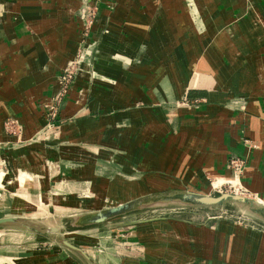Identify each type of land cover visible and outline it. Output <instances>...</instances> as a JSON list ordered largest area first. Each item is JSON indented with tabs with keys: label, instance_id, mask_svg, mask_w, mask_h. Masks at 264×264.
Instances as JSON below:
<instances>
[{
	"label": "crops",
	"instance_id": "0c3cea01",
	"mask_svg": "<svg viewBox=\"0 0 264 264\" xmlns=\"http://www.w3.org/2000/svg\"><path fill=\"white\" fill-rule=\"evenodd\" d=\"M0 1V165L8 164L14 167L9 176L0 172V176L5 177L3 182H10V187L0 191V196L9 192L11 200L23 197L28 204L26 208L33 206L39 211L75 210L71 213H60L63 219H67L81 215L82 212L99 210L94 206L102 197L93 200V193L209 194L205 191L209 178H230L228 168L230 159L233 158L245 161L243 183L251 193L260 195L264 200V86L255 92L258 90L256 82L262 84L264 79V0H143L144 4L140 6L133 4L135 0H116L114 11L108 8L112 0H106L101 10L103 17H100L91 35L92 42L97 43L99 50L98 60L90 65L93 69L91 73L95 74L87 73V79L82 80L81 74L79 77L80 86L86 85L90 88L93 101L75 111L74 116H79L80 120L71 123L72 128L63 127L64 137L72 139L74 146L70 148L62 145L58 149H54V146L60 145V140L57 144L45 140L38 143L33 140L43 132V110L40 102L47 99L56 88L51 87L55 84L54 81L48 82L49 75L46 70L49 65L46 61L40 64L37 58L38 64L34 68V57L41 52L47 56L48 45L54 43H57L54 48L58 51L75 45L79 35V30L76 31V20L68 30H57L53 34L49 32L50 29L44 31L43 22L38 16H26L21 11L22 6L36 7L39 15H47L54 12L49 10L48 0H45L47 14L39 11V8L42 10L41 5L37 8L39 0H17L16 9L8 8L6 0ZM121 2L125 5V10L120 14L118 5H121ZM189 3L196 5L195 10L201 16L203 31H200L192 20ZM143 6H146L147 13L141 10L139 14L136 9ZM137 18L138 20H135ZM26 24L33 27V34L25 30ZM131 30H134L135 34ZM107 31H110L109 34ZM200 32L206 33L208 37L203 39L199 36ZM150 33L152 37L149 39L154 48L158 49L154 56L149 52L150 44L146 42ZM179 33L200 37V60L183 62V52L174 45L175 35ZM214 35H217V44L213 42ZM190 41L193 42L192 38ZM41 46L45 48L44 51ZM143 47L147 48V51L142 59L135 63L134 58ZM163 50L169 51L166 57L168 65L177 69L187 65L191 66L194 72H201L216 67L215 73L211 74L216 77L220 88L216 87L215 83L210 85L209 82L191 89L193 85H190L187 91L192 92L187 93L188 97L211 99L212 102L196 111L185 110L179 131L171 133V138H160L159 142L153 143V154L142 149L141 143L134 141L132 148L137 159L134 164L144 171H166L170 176L184 179L185 185L190 183L198 190L169 188L167 181L156 177L130 183L123 179L124 171L129 173L130 170L128 158L121 157L124 168L119 173L110 167V164H99V160H108L111 163L120 161L117 157L115 159L113 153L92 149L101 145L94 141V136L98 134V130L104 128L99 125L98 117L106 119L110 112V109L102 106V102L106 103V100L110 103L115 101V104L118 100L123 102L126 96H132L136 101L145 100L147 97L150 100L149 108L137 110L139 115L141 114L139 117L130 120V111L116 113L117 127L125 126L130 121L142 125L154 120L152 123L155 124L157 119L173 114L171 105L162 104V96L165 94L164 89L171 86L174 87L176 96L185 93L182 88L185 80L184 70L178 75L170 73L167 77L161 74L164 54L160 51ZM59 54L64 56L61 51ZM114 58L118 60L122 71L121 78L111 79L119 85L111 91L112 100L111 92L109 94L107 90L94 91L93 85L96 80L109 79L102 63L107 60L109 65H117L113 61ZM126 64L128 68H124ZM91 75L95 78L92 79ZM196 76L205 78L201 74ZM193 81L192 78L190 83ZM46 83L45 95L43 87ZM239 83L245 84L242 88L228 91ZM205 86L212 89L211 94L207 89H200ZM236 92H243L248 99L250 105L245 109L236 107L237 103L230 105V97ZM19 102H23L26 109ZM72 109L74 110V107ZM8 116L20 119L26 143L20 144L6 133L3 122ZM247 138L256 142L257 147L251 142L250 144ZM24 175L29 179L20 181V177ZM3 182H0V186H3ZM81 194L85 197L79 198L78 195ZM43 195L46 198H43ZM81 207L88 209L81 211ZM0 210H3L0 214L6 210L20 212L22 206L3 203ZM152 224L153 227L140 229L142 236H139V241L132 238L133 242L128 243L127 249L111 248L106 255H102L103 247L97 245L92 253L83 249L90 258L84 261L66 256V253L64 256L63 251L57 249L54 251L56 258L50 264H264V259L259 261L254 255L251 257L238 248L239 234H234L229 226L216 228L206 222L197 224L189 220L159 221ZM181 226L186 227V231H180ZM206 227L215 230L211 232ZM89 228L92 227L71 231L82 232ZM226 228L232 230L230 237L224 231ZM115 237L116 235H112V238ZM260 253L264 257V244L260 247ZM43 256L44 253L34 252L3 257L14 259L12 264H47Z\"/></svg>",
	"mask_w": 264,
	"mask_h": 264
},
{
	"label": "rangeland",
	"instance_id": "374dc122",
	"mask_svg": "<svg viewBox=\"0 0 264 264\" xmlns=\"http://www.w3.org/2000/svg\"><path fill=\"white\" fill-rule=\"evenodd\" d=\"M48 1H49L48 2L49 10L54 11L48 14H47V9L45 8L46 7L45 0H39L37 1L36 4L37 8L40 7L39 5H41L42 10H40L39 8V11L44 12V14L47 15H39L38 10H36V7L28 8L26 6H22L21 11L26 16H29V14L32 15L35 14L36 16H38L39 20L43 22L44 31H48V29H50L51 31L49 32H53V34L57 32V30H61V31L68 30L73 25V21L76 20V24H77L76 31L79 30V35L78 38L76 39L75 45L72 44V46L69 45L66 48H64V50H60L64 56H59L60 51H58L57 48L56 49L54 48L57 47V43H54L51 46L48 45L47 56L42 55L41 52L34 57L35 58L34 68L36 64H38V59L40 64L42 61L44 62L46 61L45 63L49 65V68L46 70L49 75L48 82L54 81L55 84L51 85V87L56 86V88L54 92L47 99L40 102V106L43 110L42 120L44 126L41 128V131L43 132L41 135H36L33 140L38 143H42V140H45L47 142H51L54 144H57V141L60 140L61 144L54 146L55 147L54 149H58L59 146L61 147L62 145L71 148L74 146L72 139L70 140L69 138L64 137L63 134L65 133L64 132L65 128L63 127L67 126L68 128H72V124L80 120L79 116L76 117L74 116L75 111L79 110L80 107L84 105L87 104L89 105L93 101L90 88H87L86 85L80 86L79 77L81 74L80 78L82 80V79H87L88 77L87 73L89 75L95 74L94 72L91 73L93 69L91 68L90 65L91 63L95 64V62L98 60L99 50L97 49V43L92 42L91 35L92 32L94 31L96 23L99 21L100 17L101 18L103 17V14L101 15V10L104 8V4L106 0H48ZM17 2H18L17 0H12L11 2L6 0L5 4L7 5L8 8L16 9L15 6L17 5ZM133 4L140 6L144 4V1L135 0ZM116 5H117L116 0H112L108 6L109 10L114 11L116 9ZM118 6H120L119 11L121 14L125 10V5L121 2V5L119 3ZM188 6L190 8L192 20L198 26V29L200 31H203V28L201 26V22H202L201 16L199 12L195 10L196 5H194L193 3H189ZM141 10L142 11L144 10L147 13L146 6L136 9V11L139 14L141 13ZM135 20H138V18ZM230 25L231 26L233 25L232 21L230 22ZM25 26H26L25 30L27 32L32 34L34 33V29L31 25L26 24ZM132 31L134 32V30H131V32ZM109 32L110 31H107V34H109ZM199 36L203 37V39H206L208 37L207 34L204 32L203 33L200 32ZM199 36H196L195 34H183V33H179L175 35L174 45H177L180 51L183 52L182 55L183 62L186 63L187 60L188 62L191 63L192 61L196 62L200 60L202 56L201 54L202 50H201V43L199 40L200 39ZM242 36H243L242 38H244L243 34ZM150 37H152L151 33L146 38V42L150 44L149 52L152 53V55L154 56L158 52V49L154 48L153 42L149 39ZM190 38H192L193 42L190 41ZM54 39H56V37ZM67 41H65L66 44H68ZM217 41H218L217 35H214L213 42L216 43ZM41 48L42 51H44L45 48L43 46H41ZM120 49L123 50V48ZM146 51L147 48L143 47L137 53L136 57L134 58V62L137 63L138 61H140L144 53H146ZM160 53H162V55L164 54L162 56L163 64L160 67L162 69L161 74H164L167 77L169 76L170 73L172 74L176 73L178 75L181 70H184L183 74L185 80L187 79L186 81L184 80V85L182 86L183 90H185V93L182 94L181 96L180 95L176 96L173 86L166 87L164 89L165 94L163 93L164 95L162 96V102H163L162 104L167 106L171 105L173 114L170 117L165 116L163 119H157L155 124L152 123L154 122V120L145 122V124L142 125H139L138 122L130 121V123L126 124L125 126L117 127L118 120H116V116H115L116 113H120L122 111H130L129 114L130 120L135 118L136 116L139 117L141 116V114L139 115L137 110L139 108L141 109L149 108L148 105L151 104L150 100L147 97L145 98V100L136 101V98H132V96H126L123 99V102L122 101L120 102L118 100L116 104L115 101L114 103L113 102L110 103V101L106 100V103L102 102L103 104L102 106H104L107 110L110 109V112L106 115V119H103L100 116L98 117L97 121L100 123L99 125L103 126L104 128L98 130V134L94 136V141H98V143H100L101 145H99L98 148L93 147L92 149L94 150L99 149V151L113 153L115 159L117 157L120 161L111 163L108 160L105 161L99 160V164L102 166L110 164V167L116 169L117 172L119 173H121L122 169L124 168L122 165L123 163L121 162V157L124 156L128 158L129 162L128 161L126 162L130 164V170L129 173L124 171L125 177L123 179L130 183L136 181H145L147 180V178L156 177L157 179H164L165 181H167L169 188L180 187L189 190H198V188L194 187L190 183H188V185H185L183 182L184 179L176 176H170V174L167 173L166 171H163L161 169H156V170L147 169L144 171L138 169L136 164H134V162H136L137 160L136 155L134 154V150L132 148V143L134 141H137L136 143H141L142 149H145V151H147L148 153L153 154L155 152L153 148L154 147L153 143L159 142L160 138L161 139L171 138V133H173L174 131L175 132L179 131L185 110L196 111L202 106L208 105L212 102L211 99H205V98L192 99L191 97H188L187 93L192 92V90L187 91L190 85H193L190 87L191 89V88H197L203 86L209 82L210 85L215 83V86L220 88L219 83L216 80V77H214L211 74V73H215L216 69L214 68L216 67L210 68L211 70L210 69H206L204 71L201 70V72H194L193 68L191 66L187 67V65L180 66L177 69L175 67H171L168 65L167 62L168 58L166 57H168L167 53L169 54V51L165 52V50H163L162 52L160 51ZM179 57H181V52L179 53ZM113 61L117 63L118 60L114 58ZM45 66L46 64H44L43 68H45ZM102 67L109 79L105 81L96 80L93 85L94 91L107 90L110 94L113 88L119 87L118 83H115L111 79L121 78L120 73L122 71L121 70L122 68L118 63L117 65L115 64L114 66L109 65L107 60L104 61V63H102ZM124 68H128V64H126ZM197 74H201L206 79L204 78L205 79L204 80L200 77L197 78L196 76ZM91 77L92 79L95 78L93 77V75H91ZM98 78L100 79L101 77ZM192 78L194 79V81L193 83H190ZM261 82L262 84L256 82V86L258 90L255 92H258L260 89H262V86H264V79H262ZM244 84L245 83L243 84L239 83L236 87L231 88L228 91L242 88ZM46 85L47 83L44 84L45 87H43L45 95H46ZM200 89H205V90L207 89V91L208 90L210 91V94L212 91V89L210 90L207 86ZM111 99L113 100L112 92H111ZM234 103L235 104L237 103L236 107L240 109L241 108L245 109L250 105L248 99L246 98V96H244L243 92H236L230 97V105L234 106ZM19 104L26 109L23 102H19ZM72 107H74V110L72 109ZM41 108L38 107L39 111H41ZM112 109L115 111H113ZM146 116H156V115L146 114ZM3 124L5 126L6 133L10 136V138H14L13 140L19 142L20 144L26 143V140L23 137L24 128L18 117L8 116L4 120ZM246 140H248L249 143L251 142L253 145H255V147H257L256 142L252 141L249 138H247ZM127 142L129 143L128 145ZM234 160L235 159L232 158L230 159L229 162L228 169L230 171L229 172L230 178L224 177L225 179L222 178L221 181L217 179L218 176L214 179L209 178L208 186L206 185L207 188H205V191H207L206 193H209L207 195L219 196L220 194L223 193L234 194L233 189H235L234 188L235 186L241 192L239 193V195H243L245 197L252 198L254 200H259L261 203L264 204V200L260 197V195L251 193L243 183L242 179L246 166L245 161L243 160L244 161V164L242 165L243 168H241V170L236 174L232 164V161ZM13 169L14 167H10L8 164H4L3 166L0 165V172L4 173L7 176L12 174L11 170ZM127 171H128V167H127ZM3 178L5 177L0 176V182H3ZM28 179L29 177L27 178V176L25 175L20 177V181H24ZM1 185L3 186H0V191L10 187V182L9 183L3 182ZM146 195H151V194L144 192H140V193L130 192L129 194H121V195L109 194V193L96 195L93 193L91 199L97 200L101 196L102 200L99 201L97 205H95L94 207H97L99 210H103L123 204L121 203L123 201L124 203H126ZM2 196H0V205H3V203H5L6 205L17 204L22 206V210L20 212L17 211L9 212V210H6L7 212L5 211L4 213H1L0 216H4V217L17 216V217L29 218L34 222L41 224L45 227H57L60 225H64L66 219H63L62 218L63 216L60 215V213H64V212L71 213L75 211V210H70L68 212L66 211L54 212L50 209H46V211H39L33 206L26 208L28 207V204L26 199L24 200L23 197L18 199L14 198V200H11L9 192L6 193V195H2ZM78 196L79 198L85 197L84 194ZM43 198H46L45 195H43ZM81 209L79 208V210L85 211L88 208L81 207ZM91 212H95V211H91ZM91 212H86V213H91ZM76 213H81V212H76ZM86 213L82 212L81 215ZM155 218H160V219L151 222H144ZM212 218L216 219L214 221L217 222L209 226L216 228L218 227L221 228L223 226L231 227L232 230L234 231L233 232L234 234L236 233L239 234V236H237L239 238L238 248L243 250L249 256L253 257L254 255V257H257L259 261H263L264 257L262 253H260V247L262 246V244H264L263 243L264 222L250 215L245 209V207H242L238 204H234L232 207H226L224 209L204 208V209H194V210L193 209L192 210H187V209L145 210L115 219L113 221H110L109 223L100 225L99 227H92L83 230L82 232L73 233L72 231L65 230L61 232L59 235L55 236V239H61V238L66 239L69 242L76 245L77 247L88 250L91 253L95 250L93 248L94 247L97 248L96 246L99 245L103 247L102 255H106L111 248H112L111 250H118L117 249L118 247L119 248L124 247L127 249L128 243L133 242L132 238L135 239L136 241H139V236H142L141 235L142 232H140V229L153 227L154 224L152 223L159 221L171 222L173 220L185 219L199 224V223H204L207 219H212ZM186 229L187 228L184 226L180 227V231H186ZM207 229H209L211 232H214L215 230L212 229L211 227ZM113 230L115 231L113 232ZM232 230L226 228L224 231L225 233L228 234V237H230ZM112 235H116V237L112 238ZM108 236L110 238H108ZM234 241L236 242L237 239ZM106 248L108 249L106 250ZM57 249L63 251L62 255L64 254V256L66 253V256H70L71 258H77V259L80 258L79 260L81 259L83 261L85 260L80 254L68 250L61 244L57 243L56 241L45 239L35 233H31L22 228H18L14 226L0 227V264H12L13 262H15L14 259H7L8 257H3V256L14 257V256H20L22 254L34 253V252L44 253L45 256L42 257L44 262L50 264L56 258L54 251H56ZM119 251L120 253H122V249H120ZM58 255L60 256L61 254ZM8 260H12V262H9ZM85 263L83 262L81 264H85Z\"/></svg>",
	"mask_w": 264,
	"mask_h": 264
},
{
	"label": "water",
	"instance_id": "95a60500",
	"mask_svg": "<svg viewBox=\"0 0 264 264\" xmlns=\"http://www.w3.org/2000/svg\"><path fill=\"white\" fill-rule=\"evenodd\" d=\"M238 204L245 207L247 212L264 222V204L259 200L245 197L239 194L223 193L212 196L194 192L158 193L146 195L115 207L72 216L66 219L64 225L57 227H45L24 217L0 218V227L14 226L35 233L45 239L56 241L68 250L80 254L84 259L90 260L83 249L77 247L66 239H55V236L67 230L83 229L100 226L115 219L145 210L173 209L184 210L188 208H220L232 207ZM155 218L144 222L159 220Z\"/></svg>",
	"mask_w": 264,
	"mask_h": 264
},
{
	"label": "built area",
	"instance_id": "2783aa9c",
	"mask_svg": "<svg viewBox=\"0 0 264 264\" xmlns=\"http://www.w3.org/2000/svg\"><path fill=\"white\" fill-rule=\"evenodd\" d=\"M232 164H233L234 171L237 174L241 170V168H243L242 165L244 164V161L242 159H235L234 161H232ZM234 188H235V189H233L234 190V192H233L234 194L241 193L238 188H236L235 186H234Z\"/></svg>",
	"mask_w": 264,
	"mask_h": 264
},
{
	"label": "trees",
	"instance_id": "16d2710c",
	"mask_svg": "<svg viewBox=\"0 0 264 264\" xmlns=\"http://www.w3.org/2000/svg\"><path fill=\"white\" fill-rule=\"evenodd\" d=\"M194 210V209H204V208H188L187 210ZM206 209V208H205ZM185 210V209H184ZM180 220H185V219H180ZM216 219H207L205 222L208 224V225H212V224H215L217 221H214ZM190 221V220H189ZM93 227H99V226H93Z\"/></svg>",
	"mask_w": 264,
	"mask_h": 264
},
{
	"label": "bare ground",
	"instance_id": "6f19581e",
	"mask_svg": "<svg viewBox=\"0 0 264 264\" xmlns=\"http://www.w3.org/2000/svg\"><path fill=\"white\" fill-rule=\"evenodd\" d=\"M217 179H219V178H217ZM220 181L222 180V179H219ZM218 182V181H217Z\"/></svg>",
	"mask_w": 264,
	"mask_h": 264
}]
</instances>
